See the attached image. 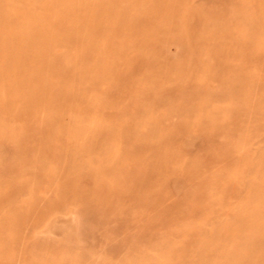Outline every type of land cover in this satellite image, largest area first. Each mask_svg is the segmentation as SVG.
Here are the masks:
<instances>
[{"label":"rangeland","instance_id":"rangeland-1","mask_svg":"<svg viewBox=\"0 0 264 264\" xmlns=\"http://www.w3.org/2000/svg\"><path fill=\"white\" fill-rule=\"evenodd\" d=\"M70 1L0 0V264H264V0Z\"/></svg>","mask_w":264,"mask_h":264},{"label":"bare ground","instance_id":"bare-ground-1","mask_svg":"<svg viewBox=\"0 0 264 264\" xmlns=\"http://www.w3.org/2000/svg\"><path fill=\"white\" fill-rule=\"evenodd\" d=\"M243 1V0H242ZM245 1V0H244ZM62 2H65V0H62ZM66 5H69L71 8H78V5L76 2H71L70 0H66ZM2 8V7H1ZM53 22V21H52ZM23 23V22H22ZM2 25V24H1ZM6 25V24H5ZM55 25V24H54ZM18 27V26H17ZM18 32V31H17ZM7 34V33H6ZM10 35V34H9ZM92 49V47H91ZM98 51V50H97ZM246 51V50H245ZM244 51V52H245ZM85 53V52H84ZM17 57V56H16ZM5 59H9V58H5ZM20 59V58H19ZM11 64V63H10ZM28 64V63H27ZM220 65V64H219ZM219 69L222 67L221 66H218ZM21 68V67H20ZM241 68V67H240ZM7 69V68H5ZM96 70V69H95ZM242 70V68H241ZM18 71V70H17ZM101 73V72H100ZM242 74V73H240ZM239 74V75H240ZM236 76L234 78H231L228 82V87L227 88H223L219 94H228V93H232V94H237L240 92V88L241 86L243 85V82L245 81L244 80V76ZM25 79V78H24ZM4 80V79H3ZM14 81V79H13ZM8 83V82H7ZM16 85V84H15ZM14 85V86H15ZM36 85V84H35ZM122 85V84H121ZM24 86V85H23ZM7 90V89H6ZM22 90V89H21ZM64 93V92H63ZM12 94V93H11ZM56 94V93H55ZM7 95V94H6ZM14 95V94H13ZM19 96V95H18ZM60 96V95H59ZM75 96V95H74ZM22 98V97H21ZM34 98V97H33ZM11 101V100H10ZM188 109L190 110V107L187 106ZM20 108V107H19ZM234 108V106L230 107V109ZM107 109V108H106ZM192 109V107H191ZM58 110V109H57ZM64 111V110H62ZM56 114V113H55ZM60 119V118H59ZM82 122L81 121H77V122H74L71 120V122H67V121H54L53 124H52V127L56 130H60V129H63V130H78L81 127V124ZM10 124V123H8ZM121 124V123H120ZM152 124V123H151ZM13 125V124H12ZM105 125V124H104ZM83 126V125H82ZM111 127V126H110ZM74 128V129H73ZM122 128V127H121ZM88 130L92 133V135L94 137H96V139L100 140L102 139V132L103 130L99 127H95L93 125L89 126L88 127ZM119 130V129H118ZM17 134V133H16ZM19 135V134H18ZM92 143H98V142H92ZM99 146L102 148L101 145H98V144H92L91 146L88 147V149H90V151H97L96 148H99ZM103 149V148H102ZM107 150V149H106ZM69 163V162H68ZM113 167H108L107 165H103L100 169V171H107V170H111ZM65 170V169H64ZM70 172V171H69ZM90 178V177H89ZM135 184V182H134ZM21 189V186L19 187ZM67 189L69 191H74L76 193H80L82 197H85L86 198V195H89V194H93L91 193V191H89L88 189H85L84 187H81L80 185H68L67 184ZM108 189H109V194L105 197L106 200L105 201H108V200H111V199H115V198H122L124 195L123 193L121 192V190L118 188V185H114V184H111V185H108ZM96 193V192H95ZM94 195V194H93ZM96 195V194H95ZM97 196V195H96ZM6 198V197H5ZM43 203L45 204H52V205H56L58 206L60 204V202H57V201H53V200H50L49 197L47 198H44L43 199ZM41 209V207H37L36 208V211L39 212ZM5 211V210H4ZM17 211V210H16ZM242 212L241 214H238L237 216V221L238 222H243L245 224H248L252 229L256 230L259 226L262 225L261 221L257 220L256 216H255V213H247V212H243V211H240ZM254 219H256V221H254ZM12 217L10 215V213H8V215L0 221V235H2V237H5V241L7 242H13V238L7 236L8 234H6V231L10 228V225L12 223ZM37 247H40V248H44V243H36ZM249 251L250 249H246L243 253H236L234 252L233 250L231 249H227L225 250L224 254L227 258V264H240V262H242V260H246L247 257L249 256Z\"/></svg>","mask_w":264,"mask_h":264}]
</instances>
